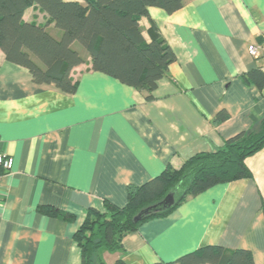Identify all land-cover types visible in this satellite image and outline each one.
<instances>
[{"label": "crops", "instance_id": "1", "mask_svg": "<svg viewBox=\"0 0 264 264\" xmlns=\"http://www.w3.org/2000/svg\"><path fill=\"white\" fill-rule=\"evenodd\" d=\"M31 9L23 19L40 23L27 17ZM150 21L175 55L150 101L92 71L77 43L85 61L71 71L73 94L33 83L0 52V151L13 159L10 172L0 171V264H81L73 235L88 209L105 212L104 200L123 207L128 185L213 152L264 117L263 60L247 52L264 32V0H182L172 13L150 7L139 20L146 40ZM55 29L46 26L58 39ZM245 164L249 178L187 197L125 235L121 250L103 252V261L171 262L217 245L248 250L253 264H264V147Z\"/></svg>", "mask_w": 264, "mask_h": 264}, {"label": "trees", "instance_id": "2", "mask_svg": "<svg viewBox=\"0 0 264 264\" xmlns=\"http://www.w3.org/2000/svg\"><path fill=\"white\" fill-rule=\"evenodd\" d=\"M181 5L182 0H0V52L7 62L26 68L33 83L53 85L73 94L78 85L71 71L85 61L72 47L77 43L89 56L92 71L137 89L150 101L157 81L167 75L175 55L152 21L146 40L139 20L148 16L150 7L172 13ZM31 7L45 15V24L23 19ZM49 24L61 32L58 39L46 30ZM263 82L260 78L257 85ZM218 116L219 120L226 118L223 112ZM263 147L264 117L257 128L228 139L217 150L195 154L178 169L166 167L141 185H128L123 207L104 200L105 212L88 209L73 235L81 264H106L102 253L121 250L122 238L143 223L169 215L187 197L217 184L249 178L245 159ZM167 195H172L174 202L161 208L159 203ZM40 210L68 222L75 218L50 206ZM111 264L127 263L116 260ZM151 264H253V258L248 250L208 245L175 261Z\"/></svg>", "mask_w": 264, "mask_h": 264}, {"label": "built area", "instance_id": "3", "mask_svg": "<svg viewBox=\"0 0 264 264\" xmlns=\"http://www.w3.org/2000/svg\"><path fill=\"white\" fill-rule=\"evenodd\" d=\"M260 39L261 40L259 43L249 44L247 46V52L255 60L257 59L263 60V64L260 66V69L264 74V32L261 33ZM12 167H13L12 157L0 151V171L7 173L12 170Z\"/></svg>", "mask_w": 264, "mask_h": 264}, {"label": "rangeland", "instance_id": "4", "mask_svg": "<svg viewBox=\"0 0 264 264\" xmlns=\"http://www.w3.org/2000/svg\"><path fill=\"white\" fill-rule=\"evenodd\" d=\"M31 8L32 9L27 12V17L30 18V19L33 18V20H34V17H35V19L37 18L38 19L37 21L40 22L39 24H41V25L45 24L46 23V20H45L46 17L45 18H42V16L39 14L40 12L37 9H35L34 7H31ZM54 31H57V32L60 33V31L58 29H55ZM76 45L78 47L79 44H76Z\"/></svg>", "mask_w": 264, "mask_h": 264}, {"label": "water", "instance_id": "5", "mask_svg": "<svg viewBox=\"0 0 264 264\" xmlns=\"http://www.w3.org/2000/svg\"><path fill=\"white\" fill-rule=\"evenodd\" d=\"M174 202V198L172 195H167L160 203L159 205L161 206V208H167L170 207ZM146 212V211H145ZM141 217V213L139 215H136L134 217V220L137 221L139 220Z\"/></svg>", "mask_w": 264, "mask_h": 264}]
</instances>
